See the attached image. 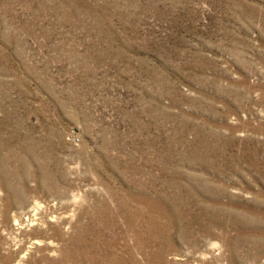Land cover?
<instances>
[{"label": "rangeland", "instance_id": "obj_1", "mask_svg": "<svg viewBox=\"0 0 264 264\" xmlns=\"http://www.w3.org/2000/svg\"><path fill=\"white\" fill-rule=\"evenodd\" d=\"M0 264H264V0H0Z\"/></svg>", "mask_w": 264, "mask_h": 264}, {"label": "built area", "instance_id": "obj_2", "mask_svg": "<svg viewBox=\"0 0 264 264\" xmlns=\"http://www.w3.org/2000/svg\"><path fill=\"white\" fill-rule=\"evenodd\" d=\"M77 140H78V138H77Z\"/></svg>", "mask_w": 264, "mask_h": 264}]
</instances>
